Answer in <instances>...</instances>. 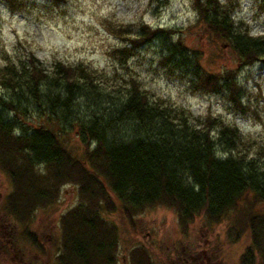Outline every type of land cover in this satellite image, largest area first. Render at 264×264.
<instances>
[{
    "label": "trees",
    "instance_id": "16d2710c",
    "mask_svg": "<svg viewBox=\"0 0 264 264\" xmlns=\"http://www.w3.org/2000/svg\"><path fill=\"white\" fill-rule=\"evenodd\" d=\"M5 1L13 7V0ZM190 3L195 17L186 30L196 28L224 44L240 63L264 62V33L249 34L233 19L235 2ZM103 24L119 41L108 51L118 63L156 43L160 65L184 76L192 92L216 94L234 110L246 108L235 68H202L197 52L184 44L183 29L140 21ZM50 68L46 72L32 52L0 68V171L9 184L0 220L9 230L6 240L21 238L48 264H116L117 227L103 213L118 210L130 221L159 205L175 213L182 235L196 217L210 227L230 215L225 240L248 237L237 264H264V209H256L264 203V147L250 151L238 127L210 114L192 123L186 113L150 100L132 75L121 91L107 90L97 71L80 62L57 59ZM80 102L86 113L73 115ZM29 108L43 116L33 125L23 118ZM73 127L80 151L69 143ZM64 184L75 187L76 200L58 216L57 233L45 245L29 225L34 211L54 203ZM178 248L174 256L187 255L189 248ZM148 251L132 246L127 263L153 264Z\"/></svg>",
    "mask_w": 264,
    "mask_h": 264
},
{
    "label": "rangeland",
    "instance_id": "374dc122",
    "mask_svg": "<svg viewBox=\"0 0 264 264\" xmlns=\"http://www.w3.org/2000/svg\"><path fill=\"white\" fill-rule=\"evenodd\" d=\"M166 1L61 0L52 4L50 0H13L10 8L5 0H0V68L8 61L22 62L26 53L32 52L46 72L57 59L91 67L102 77L107 90L118 88L121 91L127 86L128 76L132 75L148 92L150 100H159L167 109L186 113L192 123L210 114L225 124L238 127L242 143L249 145L250 151L264 147V62L240 63L224 44L211 42L196 28L186 30L195 17L191 0ZM232 1L237 5L232 11L233 19L241 27L248 28L249 34H263L264 0ZM108 20L130 24L140 21L151 26L183 29L184 44L197 52L202 68L211 72L235 68L237 81L244 90L241 100L246 108L234 110L216 94L192 92L184 76L170 73L160 65L156 43L140 46L124 63H118L108 53L111 47L119 45L103 27V22ZM4 92L0 87V93ZM28 111L23 118L31 125L43 117L30 108ZM81 113L86 112L80 102L73 115ZM77 130L73 127L69 131V143L80 151ZM8 185L6 176L0 171V203ZM60 192L54 203L34 211L29 225L45 245L46 237L57 233L58 216L76 200L75 187L64 184ZM256 205L257 210L264 209V203ZM103 216L117 227L116 264H128L129 249L139 244L149 250L153 264H171L175 249L180 246L189 248L184 256L189 264H237L239 253L248 242L247 234H242L236 243L225 240L224 229L230 215L210 227L202 225L201 216L196 217L186 235L179 231L175 213L159 205L137 212L131 222L118 210L103 213ZM8 232L0 220V264H48L47 256L38 255L21 238L6 241L4 235ZM48 259L50 261L51 257Z\"/></svg>",
    "mask_w": 264,
    "mask_h": 264
},
{
    "label": "flooded vegetation",
    "instance_id": "af4514ba",
    "mask_svg": "<svg viewBox=\"0 0 264 264\" xmlns=\"http://www.w3.org/2000/svg\"><path fill=\"white\" fill-rule=\"evenodd\" d=\"M7 241V240H6ZM187 258H185V257H183L182 255L181 256H177V255H173L172 257H171V264H175L176 262H175V260H182V262H184V264H189L188 263V261L186 260Z\"/></svg>",
    "mask_w": 264,
    "mask_h": 264
}]
</instances>
